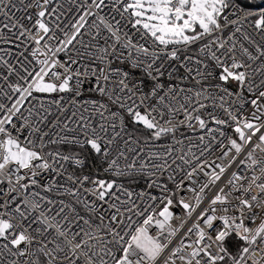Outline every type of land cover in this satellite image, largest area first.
Segmentation results:
<instances>
[{"label": "snow or ice", "instance_id": "obj_1", "mask_svg": "<svg viewBox=\"0 0 264 264\" xmlns=\"http://www.w3.org/2000/svg\"><path fill=\"white\" fill-rule=\"evenodd\" d=\"M67 2L0 0V264H264V0Z\"/></svg>", "mask_w": 264, "mask_h": 264}, {"label": "built area", "instance_id": "obj_2", "mask_svg": "<svg viewBox=\"0 0 264 264\" xmlns=\"http://www.w3.org/2000/svg\"><path fill=\"white\" fill-rule=\"evenodd\" d=\"M60 3L62 4V8L64 10V13H65V23H67L68 20L72 19V17L75 15L76 13V9H75V6L73 4H70L67 2V0H60ZM29 11H34V10H29ZM105 12H107L108 10L105 9L104 10ZM17 16L19 15H23L24 13H20V12H16L15 13ZM103 14V13H102ZM91 22V21H89ZM27 23V22H26ZM61 27H64V24L61 25ZM57 35L60 36L61 33L57 32ZM85 39H88L87 37H85ZM135 39V37H134ZM31 59V57H29ZM61 58L63 59V54H61ZM115 66V65H114ZM121 67H124L126 70L128 69V66L127 65H121ZM147 91V89H146ZM193 141H195V137H193ZM163 142V141H162ZM161 142V143H162ZM133 187L136 189V190H140L144 187V185L141 183V184H137V185H133Z\"/></svg>", "mask_w": 264, "mask_h": 264}]
</instances>
